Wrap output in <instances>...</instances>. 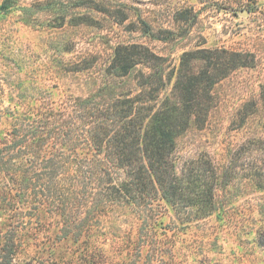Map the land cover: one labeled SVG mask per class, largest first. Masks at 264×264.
<instances>
[{
	"label": "rangeland",
	"instance_id": "374dc122",
	"mask_svg": "<svg viewBox=\"0 0 264 264\" xmlns=\"http://www.w3.org/2000/svg\"><path fill=\"white\" fill-rule=\"evenodd\" d=\"M4 1L0 145L10 108L67 115L78 96L96 105L120 98L125 108L150 72H164L160 100L174 102L182 61L194 64L200 50L245 60L217 78L208 116L176 137L180 166L202 157L217 168L213 214L158 197L148 206L100 204L66 229L47 190L9 195L0 177V221L20 235V264H264V0ZM145 47L158 58L113 74L118 51Z\"/></svg>",
	"mask_w": 264,
	"mask_h": 264
},
{
	"label": "trees",
	"instance_id": "16d2710c",
	"mask_svg": "<svg viewBox=\"0 0 264 264\" xmlns=\"http://www.w3.org/2000/svg\"><path fill=\"white\" fill-rule=\"evenodd\" d=\"M3 3L0 12L7 7ZM152 57L158 58L146 47L122 56L118 51L113 74L127 75L132 66L147 64ZM242 57L227 50L218 56L200 50L193 57L194 64L182 61L174 102L160 100L164 72H150L141 74V88L127 99L125 108H119L120 98L96 105L89 96L76 97L67 115H50L35 104L10 108L12 128L0 145V177L7 176L9 183L5 192L13 195L16 189V194L25 195L47 190L53 205L62 210L66 229L87 221L100 204L148 206L158 197L177 210L190 207L198 217L213 214L217 168L211 159L202 157L180 166L175 157L176 137L192 121L208 116L217 78L245 65ZM195 61H204L199 70ZM62 133L67 140L61 139ZM260 187L264 190V185ZM19 236L0 221V264L21 263ZM259 242L264 247V238Z\"/></svg>",
	"mask_w": 264,
	"mask_h": 264
}]
</instances>
